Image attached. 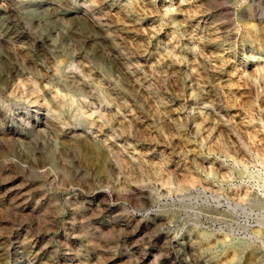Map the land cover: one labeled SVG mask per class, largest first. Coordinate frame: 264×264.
<instances>
[{"label":"rangeland","instance_id":"374dc122","mask_svg":"<svg viewBox=\"0 0 264 264\" xmlns=\"http://www.w3.org/2000/svg\"><path fill=\"white\" fill-rule=\"evenodd\" d=\"M0 264H264V0H0Z\"/></svg>","mask_w":264,"mask_h":264}]
</instances>
